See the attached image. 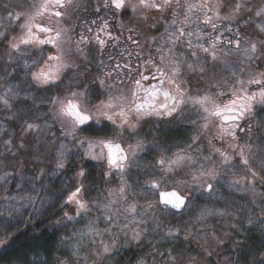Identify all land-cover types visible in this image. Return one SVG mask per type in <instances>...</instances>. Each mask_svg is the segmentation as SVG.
Returning <instances> with one entry per match:
<instances>
[{"label":"snow or ice","instance_id":"snow-or-ice-1","mask_svg":"<svg viewBox=\"0 0 264 264\" xmlns=\"http://www.w3.org/2000/svg\"><path fill=\"white\" fill-rule=\"evenodd\" d=\"M250 3L251 0H199L197 3L186 0L183 25L191 22L190 16L194 14L193 9H196L200 13L196 17L197 21H200L201 15L203 17L201 28L195 33L186 31L185 27L177 28L171 33L175 38L173 47L167 52L163 47L157 48L158 62L151 56L144 61L143 66L155 69V72L150 71V76L152 80L158 79L159 87L151 84L149 75H145L131 62L123 65L117 63L109 71L97 72L87 82L83 73L69 74L68 70L80 67L76 64L77 59L81 64L95 62L97 56L103 55L110 44L119 41L120 36L113 35V30L118 28L122 32L125 29L123 18L132 22L146 21L148 17L144 15L145 10L178 15L174 11V0H96L97 19L90 22L95 31L93 27H87V32L92 35L81 33L74 48L69 35L71 29L64 25L81 9L83 0H40V3L18 0L15 7L20 11L13 13L9 10L10 16L14 15L15 19L24 21L20 25L22 34L12 40H8L6 32L0 31V41L7 42L9 48L18 53L15 57L10 55L9 62L17 63L19 70L24 73V80L0 94V112H11L9 121L15 117L21 129L22 142L18 148L14 146L13 139L3 140L9 148L11 159H18V153L25 149L28 138L34 133L45 136L49 130L47 121L43 124L36 122L48 112L36 107V96L32 91L35 86L41 102L51 104L48 111L54 116L55 122L59 123L64 137L70 138L72 147L79 149L72 152L68 144L61 143L55 158L56 170H64L75 156L106 165V170L101 168L102 176L107 177L103 180L102 188L89 180L91 170L88 167L80 166L74 171L72 183L64 186L62 210L74 204L75 215L64 212L62 220L57 224L66 228L65 221H76L77 217L87 218L92 211H96L111 227L101 231L96 226V219L99 217L88 220L82 229L59 240L57 248L65 246L71 251L68 259L57 257L55 264H69L70 260L73 264H80L81 259L84 264H89V261L92 264H107L109 254L121 242V236L125 246L133 241L143 242L148 231L149 214L155 218V213L152 212L154 207L166 216L183 214L175 210L183 209L191 203V194L186 190L189 183L215 193V186L209 181H215L219 177L217 164L224 168L243 166L246 169L251 179L248 175L238 177L234 180L235 184L246 182L254 189L257 179L264 183V175L253 170L245 155L249 145L247 142H240L251 136V125L245 127L247 120L256 113L258 107L264 109V71L253 67L257 61L264 64V0H260L254 9L249 7ZM175 7H180V0H175ZM53 9L55 10L52 11ZM101 12L104 13L103 16L99 15ZM47 13L50 15L45 22L43 18ZM129 13L132 15L129 16ZM245 13L250 14L248 22L252 16L260 18L254 34L246 28L233 32V28L229 26ZM171 24L175 26L176 20L173 19ZM204 29L209 31L205 32ZM127 31L135 35V24L128 27ZM224 33L233 34L226 38ZM193 36L196 37L195 42L191 39ZM181 37L189 38L187 47L191 51L187 55L175 51V41H179ZM127 39L137 44L133 36H128ZM32 51L36 55L30 58L28 53ZM232 54H240L242 62H246L245 67L225 59L223 66L231 71V79L213 80L207 86H199V80L206 74L209 62L215 64L221 61L222 55L227 57ZM189 57L195 58L194 62L186 64ZM20 60L24 61L22 67L19 65ZM98 63L101 68L108 67L103 60ZM121 72L124 74L123 79L120 78ZM186 72L200 74L196 84L191 79L182 78ZM126 81L130 82L129 85L121 87ZM145 84L148 86L145 87ZM21 92L25 93L23 98L20 96ZM141 92L152 99L147 103L141 101ZM29 99L33 101L31 105L25 103ZM190 113L201 118L202 123L197 125L201 135H193L191 143H154L152 151L155 154L150 163H136L138 154L146 150L147 143L140 138L141 122L146 118L159 117L170 118V122L194 123L188 120ZM217 117H222L223 120L217 122ZM260 123L264 127V121ZM6 127L0 123V136L5 135ZM213 127L217 130L208 137ZM202 136L208 138L210 152L207 155L201 147ZM133 138L135 143L125 144V141ZM213 139L227 141V147H215ZM157 149L160 151L157 152ZM229 150H233L239 160H235ZM213 154L218 159H214ZM7 159L0 153V161ZM32 159L40 161V156ZM133 166L140 169L139 175L153 177L137 184L142 189L141 196L145 201L139 211L138 202L129 201L128 196L129 180L132 179L130 170ZM257 167L260 173H264V162ZM39 172L40 175L46 174L44 168H40ZM181 173L191 176V181L176 180L175 177ZM7 178L8 174L5 173L0 180L7 181ZM22 179L25 183H32L36 177L29 179L22 175ZM143 185L151 187L144 188ZM94 188L99 193L95 199L91 198ZM162 188L165 190L161 191ZM124 204L127 207L123 208V212L113 211V205ZM208 214L202 211L197 219L202 220ZM217 214L224 215L222 212ZM9 222L8 218L0 216V224ZM154 222L157 228H161L158 218ZM248 223L253 221L249 219ZM180 232L181 224L178 222L168 227L160 239L175 240ZM187 237L188 234L185 233V239ZM85 240L88 241L87 246ZM6 243L7 241H0V246ZM160 256L162 264H196L194 258L185 260L175 247L167 248ZM141 264L144 262L141 261Z\"/></svg>","mask_w":264,"mask_h":264},{"label":"rangeland","instance_id":"rangeland-1","mask_svg":"<svg viewBox=\"0 0 264 264\" xmlns=\"http://www.w3.org/2000/svg\"><path fill=\"white\" fill-rule=\"evenodd\" d=\"M17 2L18 0H0V31L6 32L8 40H12L13 37H19L22 34L20 25L24 21L15 19L14 15H9V10L13 11V13L20 11V9L15 7ZM190 2L197 3L199 0H190ZM29 3H40V0H29ZM259 3L260 0H251L249 7L254 9ZM95 7L96 0H83L81 9L72 16L69 23L64 25L71 29L69 35L72 37L73 48L81 33L88 36L92 35V33L87 32V27H93V31H95V27L90 23L91 20L97 19ZM174 11L178 15L173 16L169 12L158 14L154 11L145 10L144 15L148 19L143 22H132L127 18H123L126 25L125 29L122 32L118 28L113 30V35H119L120 40L110 44L103 55L97 56L95 62L81 64V61L77 59L76 64L80 65V67L69 69V74L75 72L83 73L87 78V82L91 81L97 72L109 71L117 63L123 65L131 62L134 67H138L145 75H149L150 82H154L158 86V79L152 80L150 76V71L155 72V69L143 66L144 61L151 56L158 62L159 56L156 49L163 47L164 51L167 52L169 48L173 47L175 38L171 33L180 27H185L186 31L195 33L201 28L203 19L201 15L200 21H197L196 17L200 13L198 10L193 9L194 14L190 16L191 22L186 26L183 25L182 22L186 13V0H180V7L178 8L175 7L174 0ZM49 15L50 13L45 14L43 18L45 22H47ZM99 15L103 16L104 13L101 12ZM128 15L131 16L132 14L129 13ZM249 16V13H245L242 17L232 22L229 26L233 28V32L238 31L240 28H246L254 34L256 25L260 23V18L252 16L251 21L248 22ZM173 19L176 20L175 26L171 24ZM39 22L40 18L38 17L37 23ZM97 22L99 23L100 21L97 20ZM133 23L136 28L135 35L127 31V28L133 26ZM204 31L207 32L209 30L204 29ZM221 31H223V28ZM232 34L224 33L226 38H230ZM128 36H133L137 44H133L128 40ZM188 39V37H181L179 41H175V51L177 53L182 52L187 55L191 51L187 47ZM191 39L195 42L196 37L193 36ZM53 54L55 53L53 52ZM10 55L15 57L18 53L13 52L7 42L0 41V94L4 93L7 88L14 87L18 82L24 80V73L19 70L17 63L9 62L8 57ZM35 55V51L28 53L30 58L35 57ZM194 59L189 57L186 60V64L193 63ZM225 59L240 64L241 67H245L246 64V62H242L240 54H232L227 57L222 55L220 62L215 64L209 62L206 65L207 71L203 78L199 80V86H207L213 80L231 79V71L226 70L223 66ZM100 60H103L108 67L101 68L98 63ZM23 63V60L19 61L21 67ZM253 67L258 71H264V64L259 61L253 64ZM13 69H16V71L13 72ZM199 77V73L186 72L182 78L191 79L192 83L196 84ZM120 78H124L123 72H121ZM157 78H159L158 73ZM109 83H112V81H109ZM129 83L126 81L121 87L126 88ZM32 91L36 96V107L48 112L46 116H42L36 122L43 124L47 121L49 130H47L45 136H39L34 133L29 137L25 149L18 153V159L16 160L11 159L9 148L3 143V140L13 139L14 146L18 148L22 142L21 129L15 117L9 121L8 117L12 115L11 112L7 110L0 112V123L7 126L5 135L0 136V153L8 157L7 160L0 161V177H3L5 173L8 174L7 181L0 180V216L8 218L10 221L8 224H0V241H7L3 245L6 246L9 242V237L18 230L29 223L41 221L45 222L42 224L48 226L54 234V252L49 260L43 254L38 256L32 254L28 257L10 258L8 261L0 259V264H55L57 257L68 259L71 251L69 247L65 246L57 248L59 240L66 235H70L73 231L82 229L88 220L99 217L96 219V226L101 231L111 227L103 220L102 215L96 211H92L87 218L77 217L76 221H65L66 228L57 224L58 221L62 220L64 212H68L69 215H75L76 206L74 204L62 210L64 186L72 183L74 171L78 170L80 166L88 167L91 170L89 180L97 187L102 188L104 187L103 180L107 179V177L102 176L101 168L103 167L106 170V165L95 160H84L79 156H75L71 158V162L68 163L64 170H56L55 158L61 143L68 144L72 152H77L79 149L73 148L70 138L66 139L62 134L59 123L55 122L54 116L48 111L51 108V104L41 102L40 94L36 92L35 86H33ZM24 95V92L20 93L21 98ZM25 103L31 105L33 101L29 99ZM256 112V115L254 114V116L249 118L245 124V127L251 125V136L242 139L240 142H247L249 145L245 150V155L249 159L253 170L260 175H264V173H260L257 167L261 162H264V127L260 123L264 121V109L258 107ZM215 119L218 122V118ZM188 120L194 121V123L187 121L184 123L170 122V118L161 119L159 117L146 118L144 122H141L142 132L140 133V138L146 140L147 143L145 145L146 150L141 152L144 156H138L136 163L140 165L150 163L155 154L152 151L154 143H191L193 135H201L197 128V125L202 123L201 118L195 113H190ZM216 130L213 127L208 133V137H211ZM13 133L15 135H12ZM127 143H135V138L125 141V144ZM212 144L217 148L227 147V141L219 139H213ZM201 147L205 155L210 152L208 138L202 136ZM156 151L160 150L157 149ZM229 154L233 155L235 160H239L233 150H229ZM193 155L195 156V153ZM34 156H40V161L33 160L32 157ZM213 157L218 159L215 154H213ZM40 168L45 169V175H40ZM131 170L132 179L129 180L128 196L129 201L135 200L138 202L139 211L140 206L145 201L141 196L142 189L137 186V183L140 182L142 184L144 179H152L153 177L138 176L140 169L135 166ZM217 170L219 171L217 180L209 181L214 184L215 193H209L205 189L196 188L189 183L186 190L191 194V203L183 210H175L177 213L182 212V215L175 217L166 216L154 207L152 212L155 213V218L161 221V228H157L154 222L155 218L149 214L147 219L148 231L145 233L146 238L143 242L133 241L125 246L123 244V236H121V242L109 254L110 258L107 260V264H141V261L144 264H162L160 253L171 247H175L177 253H182L185 260L194 258L196 264H264V183L257 179L254 189L246 182L235 184L234 180L238 177L248 175L249 179H251V176L243 166L239 168H224L217 164ZM22 175L29 179L35 176L36 179L32 183H25ZM175 179L191 181V176L181 173ZM150 187V185H147L145 188ZM98 195V191L94 188L91 192V198L95 199ZM101 200H103L102 196ZM124 207H127V204L113 205V211L123 212ZM202 211H206L209 214L202 220L197 219ZM218 212H222L224 215H219L217 214ZM139 218L137 217V219ZM121 219H123V216H121ZM249 219L253 223H248ZM178 222L181 224V232L177 238L175 240H161L160 237L167 231V228L174 226ZM152 229L156 230L152 231ZM185 233L188 234L187 239H185ZM76 239H79V237H76ZM217 241L220 242L218 243ZM84 243L87 246L88 241L85 240ZM3 246H0V249ZM69 264H73V262L70 260ZM80 264H84L82 259ZM89 264H92V262L89 261Z\"/></svg>","mask_w":264,"mask_h":264},{"label":"trees","instance_id":"trees-1","mask_svg":"<svg viewBox=\"0 0 264 264\" xmlns=\"http://www.w3.org/2000/svg\"><path fill=\"white\" fill-rule=\"evenodd\" d=\"M42 223L45 222L29 223L10 236L8 244L0 249V259L8 261L10 258L43 254L49 260L54 252V234Z\"/></svg>","mask_w":264,"mask_h":264},{"label":"flooded vegetation","instance_id":"flooded-vegetation-1","mask_svg":"<svg viewBox=\"0 0 264 264\" xmlns=\"http://www.w3.org/2000/svg\"><path fill=\"white\" fill-rule=\"evenodd\" d=\"M151 84H156V83H154V82H150ZM148 85L147 84H145V87H147ZM158 87H159V85H158ZM140 97H141V101H143V102H145V103H147L149 100H151L152 98H150V97H148L147 96V94L146 93H143V92H141L140 93ZM257 113V112H256ZM256 113H255V115H256ZM254 116V115H253ZM218 118V122H221L222 120H223V118L222 117H217ZM249 120V119H248ZM247 120V121H248ZM134 122V121H133ZM138 156H144V155H142V153L140 152L139 154H138ZM131 173H132V170H131ZM139 173H140V170L138 171V176H142V175H139ZM137 184H140V182L139 183H137ZM151 186V185H150ZM143 187L145 188V187H147V185H143ZM163 189V188H162ZM161 189V190H162ZM184 209V208H183Z\"/></svg>","mask_w":264,"mask_h":264},{"label":"water","instance_id":"water-1","mask_svg":"<svg viewBox=\"0 0 264 264\" xmlns=\"http://www.w3.org/2000/svg\"><path fill=\"white\" fill-rule=\"evenodd\" d=\"M163 190H165V189H162L161 191H163ZM177 210L179 211V210H183V209H177Z\"/></svg>","mask_w":264,"mask_h":264}]
</instances>
